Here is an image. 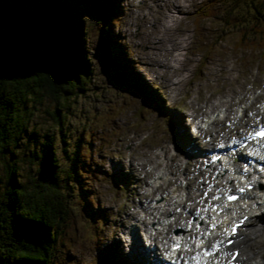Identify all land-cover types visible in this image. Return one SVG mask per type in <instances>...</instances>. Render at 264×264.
Returning <instances> with one entry per match:
<instances>
[{
    "label": "rangeland",
    "instance_id": "obj_1",
    "mask_svg": "<svg viewBox=\"0 0 264 264\" xmlns=\"http://www.w3.org/2000/svg\"><path fill=\"white\" fill-rule=\"evenodd\" d=\"M57 2L66 7L72 6L79 15L74 18L73 24L77 25L82 19L80 48L90 70L89 81L74 95L72 93L76 89H73L63 109L60 102L55 105L48 96L41 95L39 101L28 102L26 107L30 113L25 129L18 135L16 143L7 147L4 156H0V192L7 182L4 162H14L16 181L26 184L34 174L33 153L39 150L46 137L52 141L51 147L57 155L59 167L65 163V155L71 154L69 151L77 142L76 137L82 133L86 137V148L89 146L91 149V159L96 163L95 173L99 175L87 186L95 197L91 212L98 210L107 216L101 229L100 244L96 246L84 226L87 222L78 217L79 206L75 196H69L75 215L72 219L74 230L68 231L67 238L74 251L70 252L69 263L90 264L97 252L102 259L101 251L112 245L120 264H133L132 261L155 264L153 251L146 252L150 250L147 234L161 226L155 225L152 229L148 225L143 227L131 217V212L135 211L136 218L148 221L155 214L143 216L136 192V177H141L140 182L154 173L171 177L164 187L159 188L163 190L174 181L182 180L185 172L182 165L190 154L187 143L191 140L190 144L196 143L201 148L193 156L197 155L203 162L199 173L205 171L203 167L206 168V184L210 169L203 164L208 163L216 143L226 139L224 132L213 133L212 136L209 133L224 129V121L233 117L234 97L243 95L245 100L249 93L254 94L255 91L259 92L260 98L264 97V62L260 63L256 53L249 48L233 47L239 33H235L233 27L228 29L223 22L222 0H111L115 2L114 7L119 8L118 19L110 25L105 24L102 31V24L95 22L101 9L99 0ZM174 2L181 4L180 9L167 12ZM204 7L205 10L212 9L211 13L205 12L203 17L194 20ZM20 11L25 13L29 27L37 29L42 49V40L48 33L45 20L38 16L32 1L22 0ZM219 34L221 39L217 37ZM214 37H217L214 42L209 43ZM101 41L105 44L101 45ZM106 42L107 46L109 42L119 45L116 44L117 60L130 68L132 77L138 80L136 83L115 82L108 77L106 66L110 59L104 46ZM29 43V37L22 40L26 48ZM136 86L151 95L156 103L153 107L144 105L141 108L142 95ZM261 101L259 99L255 105L248 107L245 116H242L239 126H245L243 132L250 130L254 124L253 119L248 121L247 117L257 110ZM227 103L232 111L224 121L216 122L209 131L200 132L198 137L190 133L192 130L187 127L190 122L197 125L201 115ZM53 107L61 113L60 131L65 139L62 143L59 140V125L49 113ZM180 128L186 133L180 132ZM90 133L92 140L87 139ZM207 140L210 142L206 143ZM61 148H65L63 152ZM77 149L81 150L80 144ZM179 149L183 150V154L179 152L172 156ZM148 166L153 167L152 171L147 170ZM205 184L191 189L197 195L195 201L198 205L202 198L206 201ZM141 190L145 193L149 191L144 185ZM158 191H154L151 198L155 199ZM151 198L141 201L144 207L148 206L147 210L154 206ZM170 234L167 238L160 234L155 241L156 246L160 247L162 242L166 247ZM251 246L264 250V240Z\"/></svg>",
    "mask_w": 264,
    "mask_h": 264
},
{
    "label": "trees",
    "instance_id": "obj_2",
    "mask_svg": "<svg viewBox=\"0 0 264 264\" xmlns=\"http://www.w3.org/2000/svg\"><path fill=\"white\" fill-rule=\"evenodd\" d=\"M27 1L33 2L38 16L48 27L42 49L37 29L29 27L25 13L20 11L22 0L10 3L0 0L1 157L25 129L30 113L26 107L28 102L39 101L43 95L50 97L55 105L60 102L63 109L73 89H76L72 93L74 95L89 81L90 70L80 48L82 19L77 25L73 24L79 15L72 6L66 7L57 0ZM99 1L101 9L95 22L102 24V31L105 24L110 25L118 19L119 8H115V2L111 0ZM211 11L204 7L194 20ZM222 15L228 29L233 27L234 32L239 33L233 47L251 49L256 53V59L263 63L264 0H222ZM218 36L221 39V35ZM28 37L30 43L26 48L22 40ZM109 44L112 65L106 69L108 77L115 82L136 83L138 80L132 77L130 68L117 60V43ZM135 88L142 95L141 107L156 104L147 91L140 86ZM54 108L49 113L59 125L62 143L65 139L60 131L61 113ZM76 139L78 143L75 142L70 149L71 154H66L65 163L58 167L60 163H57V155L51 147L52 141L46 137L39 150L33 153L34 174L26 184L16 181L14 162H4L7 182L0 192V264H70L74 251L67 238L68 231L74 230L72 219L75 216L69 199L71 194L79 206L78 217L87 222L84 226L88 236L96 246L100 244L101 229L107 215L98 210L91 212L95 197L87 187L99 175L95 173L96 163L91 159V149L89 146L86 148V137L80 133ZM87 139L92 140L93 135L90 133ZM79 144L81 150L77 149ZM64 149L61 148V152ZM111 247L108 245L101 251L102 259L97 252L90 264H120L119 256Z\"/></svg>",
    "mask_w": 264,
    "mask_h": 264
},
{
    "label": "bare ground",
    "instance_id": "obj_3",
    "mask_svg": "<svg viewBox=\"0 0 264 264\" xmlns=\"http://www.w3.org/2000/svg\"><path fill=\"white\" fill-rule=\"evenodd\" d=\"M169 3L170 2H168V4L167 5H169ZM179 6H181V4L179 3V2H174V3H172V4H170V6L166 9L167 10V12L168 11H172V10H179L180 8H179ZM170 13V12H169ZM110 43V42H109ZM102 44H105L104 42H102L101 41V45ZM105 47H106V49H109V46H107V42H106V45H104ZM102 47H100V49H101ZM101 52H103L102 51V49H101ZM107 54H108V57H109V59L111 60V54L109 53V52H107ZM127 63H128V61H127ZM108 66H106V69H108L111 65H112V63L110 62L109 64H107ZM103 136V135H102ZM101 136V137H102ZM102 139V138H101ZM103 140V139H102ZM208 167H210L209 166V164H208ZM187 175V174H186ZM135 176H137L136 175V173H135ZM140 178L141 177H139V176H137L136 177V179H137V185H139V182H140ZM95 180V179H94ZM93 180V181H94ZM200 186H201V184H200ZM137 192V191H136ZM167 200V199H166ZM165 200V201H166ZM167 205L169 204V203H166ZM177 207V206H176ZM176 207H174L173 209H175ZM188 213H189V215L191 214V212L190 211H187ZM202 212H204V211H202ZM133 213V211L131 212V214ZM180 220H182V217L180 216V215H178V216H176L175 217V219L173 220V226H176V227H179V225L177 224V221H180ZM154 223V222H153ZM169 225V224H168ZM120 226H122V224L120 225ZM171 227V226H170ZM121 231V230H120ZM177 234H180L181 233V231H182V229H180V227L179 228H177ZM166 233H167V230H166ZM244 233H245V235H244V239H243V241L244 240H249L250 242H253V243H257L258 241H260L261 239H264V232H262V233H259V231H258V229H256L255 227H253V226H245V228H244ZM174 236H175V234H174ZM184 253V252H183ZM154 255V254H153ZM186 256H187V254L185 253V254H183L182 255V257L179 259V254L176 256V258H175V261H177L178 260V264H187L188 262H185L184 263V259L186 258ZM213 259H215V257L213 258ZM223 260L224 258H223V256H220V259L219 260ZM190 261H192V259H190ZM135 264H137V263H135ZM176 264V263H175ZM216 264V263H215Z\"/></svg>",
    "mask_w": 264,
    "mask_h": 264
},
{
    "label": "snow or ice",
    "instance_id": "obj_4",
    "mask_svg": "<svg viewBox=\"0 0 264 264\" xmlns=\"http://www.w3.org/2000/svg\"><path fill=\"white\" fill-rule=\"evenodd\" d=\"M256 136L261 137V138H264V130H261L260 132L256 133ZM240 191L242 192V191H244V189H240ZM207 194L208 193H205V195H207ZM212 199L216 200V199H219V197L214 196V197H212ZM235 199H237V197H235V196H229V200H235ZM205 211H207V209H205ZM196 227L199 228L200 225L197 224ZM235 231H236V229L233 228L232 229V233L235 234ZM229 243H231V241H229ZM176 247H178V245ZM207 254L210 255L211 253H207ZM233 259H235V256H233Z\"/></svg>",
    "mask_w": 264,
    "mask_h": 264
},
{
    "label": "water",
    "instance_id": "obj_5",
    "mask_svg": "<svg viewBox=\"0 0 264 264\" xmlns=\"http://www.w3.org/2000/svg\"><path fill=\"white\" fill-rule=\"evenodd\" d=\"M103 69V68H102Z\"/></svg>",
    "mask_w": 264,
    "mask_h": 264
}]
</instances>
